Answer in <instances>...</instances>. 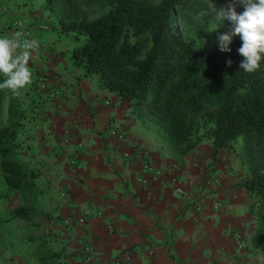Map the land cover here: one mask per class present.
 Segmentation results:
<instances>
[{
  "label": "crops",
  "instance_id": "crops-1",
  "mask_svg": "<svg viewBox=\"0 0 264 264\" xmlns=\"http://www.w3.org/2000/svg\"><path fill=\"white\" fill-rule=\"evenodd\" d=\"M18 18L51 24L34 30L32 83L19 90L25 114L19 156L38 173L41 212L32 221H5L20 198L0 197V264H39L40 238L60 252V264H264V251L250 244L255 197L240 184L247 173L241 141L213 158L211 139L204 138L175 157L127 100L74 62L83 35L60 32L55 7L46 0H0V37L19 33ZM42 75L57 96L36 91ZM108 126L124 138L107 135ZM0 191L6 192L3 181ZM85 210L90 215L81 220ZM85 246L93 247L92 261L85 260Z\"/></svg>",
  "mask_w": 264,
  "mask_h": 264
},
{
  "label": "trees",
  "instance_id": "trees-1",
  "mask_svg": "<svg viewBox=\"0 0 264 264\" xmlns=\"http://www.w3.org/2000/svg\"><path fill=\"white\" fill-rule=\"evenodd\" d=\"M58 13L57 28L83 35L73 52L85 75L127 100L131 113L157 133L177 158L204 138L217 152L241 141L246 168L240 182L255 197L251 247L264 251V54L259 68L243 71L239 35L229 44L204 48L185 39L180 27L200 12L214 18L206 0H46ZM237 12L244 11L239 0ZM232 2V3H233ZM232 26L229 21L224 22ZM231 60V66L228 61ZM6 77L0 74V83ZM6 116L2 117L4 111ZM25 117L18 94L0 90V176L8 199L19 196L5 221H32L41 212L38 173L19 156ZM60 252L40 238L39 264H60Z\"/></svg>",
  "mask_w": 264,
  "mask_h": 264
},
{
  "label": "clouds",
  "instance_id": "clouds-1",
  "mask_svg": "<svg viewBox=\"0 0 264 264\" xmlns=\"http://www.w3.org/2000/svg\"><path fill=\"white\" fill-rule=\"evenodd\" d=\"M239 3L244 8L241 13L237 12L235 2L219 9L213 3L209 7L214 13V31L222 27L225 21L232 25L228 32L218 35L220 50L231 51L228 46L232 38L239 35L242 46L238 52L244 57L239 67L250 73L259 68L261 54H264V0H239ZM19 35L17 33L13 38L0 37V74L6 77L0 83V90L10 89L14 94L32 83V72L28 67L32 58L29 50L38 47L36 40L20 43ZM227 63L231 66L232 61Z\"/></svg>",
  "mask_w": 264,
  "mask_h": 264
},
{
  "label": "built area",
  "instance_id": "built-area-1",
  "mask_svg": "<svg viewBox=\"0 0 264 264\" xmlns=\"http://www.w3.org/2000/svg\"><path fill=\"white\" fill-rule=\"evenodd\" d=\"M13 26L16 27V29L19 30V34H20L19 36H20V39L22 41H24V40H29V41L35 40V37H34V30L35 29L48 30V29L51 28V24L49 23V21L36 20V21H32V22H26V21H24L21 18L15 19L13 21ZM44 90L47 91V94L50 97L57 96V94L59 92L58 88H56L54 86H49L47 81H46V79H45V77H44V75H42V77L40 79H38V85H37L36 91L42 92ZM32 110L34 112H38L39 107L36 105V106L32 107ZM105 132H106L107 135L114 136V137H116L118 139L124 138V135H125L124 131H122L121 129L117 128L116 126H108L105 129ZM68 133H69V130L66 129L65 130L66 137H67ZM80 147H81L80 142H77L76 146H75V150L72 152V155H71V158H70V162L71 163H75L76 162V154L75 153ZM144 167L146 169H148V170L151 169V166H150L148 161L145 162ZM175 192L180 193V194H184L185 191L183 189L179 188V187H176L175 188ZM89 215H90L89 211L85 210L83 212L81 220H83V217H86V216H89ZM0 239H1V230H0ZM0 249H1V246H0ZM84 251H85V260L86 261H92L93 258H94L93 247L85 246L84 247Z\"/></svg>",
  "mask_w": 264,
  "mask_h": 264
},
{
  "label": "rangeland",
  "instance_id": "rangeland-1",
  "mask_svg": "<svg viewBox=\"0 0 264 264\" xmlns=\"http://www.w3.org/2000/svg\"><path fill=\"white\" fill-rule=\"evenodd\" d=\"M207 2H222L228 5L229 3H232L234 0H206ZM232 26H227L225 23L222 27L215 30V21L214 19L209 16L208 13L200 12L196 15H194L188 22V24L183 25L180 27L182 36L190 40L192 39L197 46L204 47V48H211L214 46H220L218 42V35L221 33H226L229 31V29ZM212 31V32H211ZM5 109L2 112L1 116L5 117L6 115ZM1 176H0V188H1ZM5 185V184H4ZM4 196V198H9L11 196H7L6 192L0 191V197ZM19 197L16 196V199ZM15 199V198H14ZM8 216V214H7ZM3 218V217H1ZM3 220V219H2ZM0 220V222H3ZM23 227L22 224H20Z\"/></svg>",
  "mask_w": 264,
  "mask_h": 264
}]
</instances>
